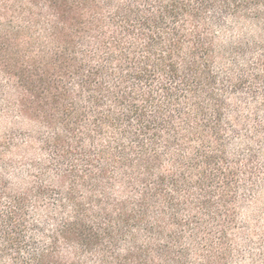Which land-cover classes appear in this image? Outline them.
I'll return each mask as SVG.
<instances>
[{"label": "trees", "instance_id": "obj_1", "mask_svg": "<svg viewBox=\"0 0 264 264\" xmlns=\"http://www.w3.org/2000/svg\"><path fill=\"white\" fill-rule=\"evenodd\" d=\"M226 18L264 26V0H0V69L49 152L34 181L0 179V264H224Z\"/></svg>", "mask_w": 264, "mask_h": 264}, {"label": "rangeland", "instance_id": "obj_2", "mask_svg": "<svg viewBox=\"0 0 264 264\" xmlns=\"http://www.w3.org/2000/svg\"><path fill=\"white\" fill-rule=\"evenodd\" d=\"M216 35V71L221 77L242 79L237 89L226 87L229 104L236 109L229 120L227 155L238 173L237 218L229 229L224 264H264V26L226 18ZM10 71L12 75L0 69V179L19 184L34 181L39 172L33 160L47 159L49 152L42 149L43 135L15 108L24 88L18 70Z\"/></svg>", "mask_w": 264, "mask_h": 264}]
</instances>
